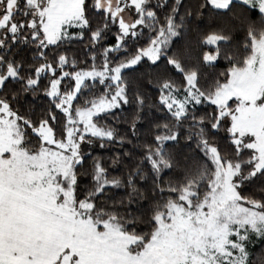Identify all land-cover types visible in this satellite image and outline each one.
<instances>
[{
  "label": "snow or ice",
  "instance_id": "6c2138e0",
  "mask_svg": "<svg viewBox=\"0 0 264 264\" xmlns=\"http://www.w3.org/2000/svg\"><path fill=\"white\" fill-rule=\"evenodd\" d=\"M255 244L264 0H0V264H254Z\"/></svg>",
  "mask_w": 264,
  "mask_h": 264
},
{
  "label": "trees",
  "instance_id": "16d2710c",
  "mask_svg": "<svg viewBox=\"0 0 264 264\" xmlns=\"http://www.w3.org/2000/svg\"><path fill=\"white\" fill-rule=\"evenodd\" d=\"M185 2H187V0H185ZM248 22H253V23H256L257 25L259 24L260 22V17H259V13H258V10H252L250 13H249V17H248V21H246V23ZM200 27L201 28H204L205 25L207 24V21L206 20H201L198 22ZM234 38L236 40H242L243 39V32L240 31V30H237L234 32ZM213 46H207L205 47L204 50H211ZM223 67L224 65L220 62H217V66L216 68L214 69H205V72L209 74L213 73V72H218V71H221L223 70ZM105 155V158L107 159V156L110 155L109 153H104ZM113 174H116V172H113ZM251 259L252 261L254 262V264H260V261L262 259H264V247H261V245L259 244H255L252 246V249H251Z\"/></svg>",
  "mask_w": 264,
  "mask_h": 264
}]
</instances>
